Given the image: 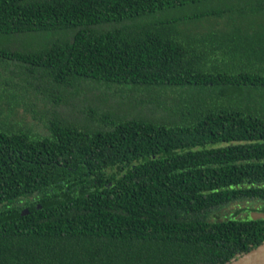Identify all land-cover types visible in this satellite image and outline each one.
I'll return each mask as SVG.
<instances>
[{
    "label": "trees",
    "instance_id": "16d2710c",
    "mask_svg": "<svg viewBox=\"0 0 264 264\" xmlns=\"http://www.w3.org/2000/svg\"><path fill=\"white\" fill-rule=\"evenodd\" d=\"M207 1L0 0V39L58 34L0 46L28 90L0 95V264H227L264 242V218L219 216L264 199V47L158 17ZM104 89L157 91L155 112Z\"/></svg>",
    "mask_w": 264,
    "mask_h": 264
},
{
    "label": "rangeland",
    "instance_id": "374dc122",
    "mask_svg": "<svg viewBox=\"0 0 264 264\" xmlns=\"http://www.w3.org/2000/svg\"><path fill=\"white\" fill-rule=\"evenodd\" d=\"M259 1L260 0H212L207 1L204 4L197 3L195 5L169 8L162 13H159L158 17L171 20L179 19L178 26L186 36L199 34L207 36L214 34L217 40L225 39L226 48L228 47V41L230 40H233L230 44H234V46L240 44L243 47V45L249 44L256 47H264V9L257 7ZM211 11L216 13L208 15L207 13H210ZM228 34L232 36H229ZM223 35L226 36V38H223ZM56 38H58V34L56 35L54 33L45 35L31 34V36L10 35L0 39V46L7 49H28L33 48L38 44L45 45L47 43H52ZM239 52L241 54L247 53L244 49ZM220 53L224 54L223 50H221L219 54ZM20 64L21 63L12 60L0 61V95L2 96V94L5 93L9 96L7 99L8 101L17 99L27 100L28 98V90H21L22 88L18 84V80L21 79L14 74V66L19 67ZM7 84L9 85L8 87ZM93 86L96 90L101 87L100 85ZM104 90L112 94L105 97L106 101L104 102H106V104H113L118 100V107H125L124 109L131 110L129 109L130 104L134 105V103L137 102V99L143 98L145 102L138 106L143 109V111L155 112L154 105L151 104L148 99L152 98V95L156 94L157 91H152L150 93L142 90L139 93H135L129 90L128 92L123 91L121 93V91H119L113 93L111 92L112 89ZM172 90H175V92H172V96L177 94V96L180 97L181 94H183V96L188 97L193 105L195 102H198L205 97H211L210 93L204 92L201 89H199L200 91L198 89H185V91H183L184 89L178 90L176 88ZM85 94L88 96V94H91V91L87 90L85 91ZM11 95H13V97ZM250 97L251 95L245 96L248 100ZM97 103L98 99L92 101L93 106H96ZM22 104L25 106V103H22L21 101L19 104H11V106H16L15 108L18 109ZM19 110L23 115L32 117V111L25 112L23 107L19 108ZM174 117L176 116H167L168 119H174ZM238 209H242V216L245 217L250 216V213L254 209L264 211V199L256 198L233 202L223 207L219 212V216L221 218L231 216Z\"/></svg>",
    "mask_w": 264,
    "mask_h": 264
},
{
    "label": "water",
    "instance_id": "95a60500",
    "mask_svg": "<svg viewBox=\"0 0 264 264\" xmlns=\"http://www.w3.org/2000/svg\"><path fill=\"white\" fill-rule=\"evenodd\" d=\"M250 217L264 218V211L253 210ZM227 264H264V242Z\"/></svg>",
    "mask_w": 264,
    "mask_h": 264
}]
</instances>
